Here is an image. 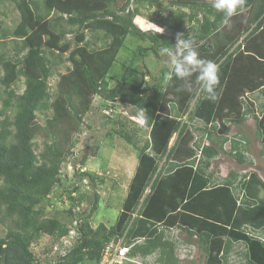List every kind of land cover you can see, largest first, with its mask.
<instances>
[{
	"label": "trees",
	"instance_id": "obj_1",
	"mask_svg": "<svg viewBox=\"0 0 264 264\" xmlns=\"http://www.w3.org/2000/svg\"><path fill=\"white\" fill-rule=\"evenodd\" d=\"M10 2L14 3L19 13V22L12 30L0 22V37L12 40L15 45L13 58L6 56L5 51L0 53V118L3 117L0 122V223L7 229L5 237L0 238V264H99L102 249L125 233L127 244L140 241L132 248V257L145 259L158 253V263L179 264L175 245L165 239V228L169 225L165 219L168 213L166 207L172 208V201L165 203L163 209L157 208L155 190L163 176L187 179L184 191L174 196L178 202L175 201V206H183L178 216H184V228L189 236H197V246L205 255L206 264H214L220 252L222 264H229L235 241L246 244L248 252L242 253V256L247 264H264V220L254 213L258 209L264 211V198H260L258 191L260 187L264 189V180L256 172L240 175L231 171L226 179L214 185V174L209 171L211 163L226 152L227 143L231 147L228 154L239 166L251 162L247 156L250 139L243 134L231 139L228 134L233 125L242 126L250 115L256 114V103L249 96L264 99V0H246L245 12L233 17L227 25L223 23L221 14L211 8L209 0L171 1V12L167 8L162 9L163 13L169 14V19L160 14L155 20L167 29L164 34L143 31L135 24L141 7L131 9L132 0ZM138 2L147 4L148 8L162 6L159 0ZM88 32L92 33V39L88 38ZM230 32L232 38L227 44L231 42V45L215 51V40ZM129 37L148 43L147 48L140 47L137 53L134 51L135 61H139L143 54H152L161 61V47L175 46L179 38H191L197 51L218 65L216 99L210 101L206 98L205 102H200L202 96L198 97L194 111L188 117L192 122L205 124L196 129L199 138L194 142L195 147L192 146L200 153L199 157H194L195 149L186 154L184 146L189 145V122L182 121L197 92L182 90V82L174 76L165 81L164 76L170 71V66H163L158 80L147 70L145 76L150 75V81L143 76L139 83L136 82L137 78L128 80L122 77L115 86L110 85L108 77L120 50L126 48ZM96 40L102 41L103 46L96 48L93 44ZM240 58L246 61L247 69L263 65V73L245 77L242 90L239 89L240 85H235L236 81H233V85L230 83ZM65 63L71 67L66 74H60L56 99L51 101L48 82L53 70ZM252 72L253 69L250 70ZM21 78H24L25 89L19 95L15 85ZM95 97L133 107L143 113V126L149 131L150 141L138 148L135 136L125 128L126 124L120 120L112 121L115 125L112 133L134 148L139 165L134 184L114 224L107 227L99 223L94 228L91 220L98 213L101 203L97 192L87 199L92 200V207L85 215L78 213L76 206L83 203L86 197L81 194L78 197L69 196L72 205L65 210L67 220L58 218V213L54 217H47L44 204L46 207L49 205L47 201L54 190H64L68 195L61 168L74 158L77 136ZM237 100L243 107V113L239 118L232 115V119H223V127L219 128L216 125L218 111L221 113L223 107ZM44 110H54V120L43 127L37 123V113ZM260 121L256 125L259 139L264 138V117ZM176 134L174 148L169 149L171 138ZM39 136L44 140L42 151L38 154L39 145L35 141ZM95 148L99 150L100 146L97 144ZM163 157L168 158L169 163L159 170ZM86 160V157L82 158V166ZM181 160L186 161L179 162ZM76 174L80 179L92 182L95 187L99 184V178L88 171L80 170ZM141 176L149 181L154 179L152 189L155 196L153 202L149 203V195L148 201L139 209L140 187L135 183ZM224 188L236 201L239 213L242 212L241 217L237 215L239 222L233 215L230 222L221 220L223 207L215 206V201L220 198L217 192ZM233 189L241 190L249 198L241 202L233 195ZM76 192H79L78 186L69 190L72 195ZM202 194L206 196L205 201L210 202L206 205L207 211L203 213L196 206L188 208L193 204V199ZM153 211H158L160 217H155ZM174 217L177 215L171 216ZM190 218L198 222L193 223ZM74 221L77 228L69 227ZM158 221L165 224L158 227ZM244 225L260 229L262 236L254 237L242 231ZM72 230L75 231L74 238H78L76 244L58 256L56 261L49 258L43 261L31 250L40 235L60 239L69 237ZM223 234L227 236L225 242L221 241ZM221 243L224 245L221 246Z\"/></svg>",
	"mask_w": 264,
	"mask_h": 264
},
{
	"label": "rangeland",
	"instance_id": "obj_2",
	"mask_svg": "<svg viewBox=\"0 0 264 264\" xmlns=\"http://www.w3.org/2000/svg\"><path fill=\"white\" fill-rule=\"evenodd\" d=\"M159 1L161 2L162 6L148 8L147 4L142 5L138 2V0H132L130 7L131 9L141 7L140 15L135 18V24L141 30L146 32H155L158 34L167 33V29L165 30L164 28H162V26L157 24L155 20L158 19L160 14H163L164 18L167 17L166 19H169V14L167 12L163 13L162 9L167 8V11L171 12L172 7L169 4L171 3V1L176 0ZM0 22L3 23V26L5 28L11 30L14 29L19 22V13L15 8L14 3L10 2V0L0 1ZM241 24L242 23H240L239 26H241ZM224 34L220 35V37L215 40V51H221L223 50V48H227L231 45V42L229 44L227 43L232 38L230 37L232 36V33L230 32L228 35ZM87 35L89 39H92V33L88 32ZM219 40L220 42H218ZM93 44L96 48H100L104 43L102 41L96 40V42H94ZM147 44L148 43L143 42L137 38H127L125 43L126 48L120 50L113 65V71L110 73V78L108 77V81L112 87L115 86L122 77L127 78L128 80L137 78L136 82L139 83L141 82L140 79L143 76L146 81H150V75L145 76L147 70L151 71L153 74L152 76H155V78L158 80V78L160 77V71L163 69V66L166 65V57H162L161 61L159 59H155L152 54H143L139 61H135L133 57L134 51L137 53L140 47L147 48ZM14 47L15 45L13 44L12 40H5L0 37V53L2 51H5L6 56L13 58L15 55V51L13 50ZM235 48L236 47H234L233 50ZM199 54L201 58L209 60L201 53ZM245 64H247L245 60H241V58L238 60L237 67L235 70H233L232 73V75L234 76L230 81L231 85H233V81H236L235 85H240V90H242V86L245 85V77H255V73H257V75L261 74V72L263 73V65H259V67L257 68L251 67L253 69V72L250 73V70L252 69H247ZM70 67L71 65L69 63H65L53 70V75L48 82L50 85L49 92L51 94V101H54L56 99V93L58 91L61 80L60 74H66L68 68ZM15 89L19 93V95L24 92V78H21L18 81V83L15 85ZM198 96L199 98L200 96H202L200 102H205L206 97L204 92L202 94V92L199 91L195 95V98ZM195 98L188 107L187 116L191 115V111H194V107L197 101V99L195 100ZM249 99L255 101L256 103V114L250 115L242 126L233 125L231 132L228 134V137L234 139L237 136L243 134L246 135L248 139H250L247 156L251 162L246 164L245 166H239L238 163L233 160V157L228 154L231 147L230 143H227L225 145L226 152L222 153L223 155L220 158L214 160V162L211 163L209 167V171L213 172L214 174V185H218L220 181L224 180L223 178L229 175L231 171H236L240 173V175H244L248 172L250 174L256 172L259 177L261 176L264 180V138L262 137L259 139L256 136V125L261 123L260 120L264 117V115H261L264 112V106L260 107L261 104H264V99L259 100L258 97L253 96H249ZM242 113L243 107H241L239 100H237L236 103L230 106L223 107L221 113L218 111L216 125L219 128H222L223 119H232V115L233 117L235 115V117L239 118ZM53 114L54 110H44L42 112H38L37 123L40 126L44 127L49 121L54 120ZM257 116L262 118L260 119ZM108 117L111 119V121H109ZM171 118L172 120H174L173 114H171ZM256 118L258 119V121H256ZM2 119L3 117L0 118V122L2 121ZM115 120H120L126 124L125 128H128L129 131L132 132V135L135 136V142L138 145V148H142L145 145L146 141H150L149 131L143 126V113H141L136 108L122 105L118 102H106L100 97H95L93 99L90 112L84 118L83 128L81 129L79 136H77L78 144L74 149V158L69 159V161L63 164L61 168V176L64 180L66 188H68V191H66L68 195L64 193V190L53 191L47 201L49 205H47L46 207L44 204V208H46L45 215L47 217H54V215L58 213V218L67 220V215L64 213L65 210H67L68 207L72 205L69 196L78 197L79 194L86 197V199L83 201V203L81 202L82 204L80 203L79 206H76V210L78 213L85 215L90 211L92 207V200L87 199L92 198L94 193L97 192L101 197V203L99 206L100 209L95 215L94 219L91 220V225L95 228L99 225V223H104L107 227H110L112 224H114L117 216L120 214L124 207L127 194L128 192L130 193L131 186L134 184L133 180L137 174V168L139 165L138 156L136 154L137 152L134 150V148L112 133V130L115 126L112 121ZM182 121L189 122L187 125V133L188 135H190V139L188 141L189 145L186 144L184 146L186 147V154L188 155L191 152V149H195L193 148L195 147L194 142H197L199 138V134L196 129L205 126V124L203 125L200 121L192 122L189 120V118H185V115L182 118ZM108 133L110 134V136ZM174 139H176L175 135L171 138L168 147L169 149L174 148ZM43 140L44 139L40 136L36 138L35 142H37L39 145V150H37L38 154L42 151ZM97 144L100 146L99 150H96L95 148ZM195 150L194 157H198L199 152H196ZM84 157H86L87 160L86 164L82 166L80 161ZM167 161L168 158L163 157V161L159 163V170L164 168L165 165L169 163V161ZM191 169L190 173H192ZM80 170L88 171L89 173L95 175V177L99 178L98 186L95 187V185H93V183L87 179H80L76 174V172ZM153 180L154 179L149 181L148 179H145L141 176L135 183L136 186L140 187L139 193L141 195V199L139 200V209L143 206L145 201H148L147 197L149 195H151V200H149V203L155 196L152 189ZM239 181L240 179H238V182ZM238 182H236L235 184H239ZM186 184L187 179L179 180L178 176L170 178H164V176L161 177L155 190L156 198H158L157 208L163 209V205H166L165 203L170 201H172L171 207L173 208L175 206V201L177 202L174 196H176L178 193L181 194V192L184 191ZM74 186H78L79 192H76L73 195L72 193L69 194V190L73 189ZM217 193L220 195V198L215 201V206L220 209L223 207L220 212L221 220L224 222H230L234 216V218L239 222L240 218L237 215H240L241 217L242 212L239 213V208H236V201L230 197V192L224 188ZM232 193L237 199L239 198L241 202L246 200V197H248L246 193L242 194V191L239 189H233ZM202 197L203 201L201 200ZM205 197L206 196L202 194V196L194 198L193 204H190L188 208H193L194 206H196V209H200L203 213L206 212V205L210 204V202H206ZM260 198H264V189H262L261 187ZM198 202L201 203L199 204ZM51 205H53L55 208H52ZM166 208L168 209V207ZM260 209L262 210V208ZM153 213L155 217H160L158 211H153ZM254 213L259 217V219L261 218L264 220L263 210L261 212L258 209L255 210ZM209 216L213 217L212 215ZM0 219H2V216H0ZM215 219L218 221L220 220L219 218ZM189 220L193 223L198 222L193 218H190ZM75 221L72 225H69V227L75 226ZM164 224L165 223L158 221L156 225L159 227ZM180 224L181 225L177 226L168 225L169 228H165L167 229V231L165 232V239L171 241L175 245L176 255L180 262L179 264H206V257L201 249L197 246V236H189V234L185 230V225H183L182 223ZM75 227L77 228V226ZM194 229L197 230L198 227ZM255 229L256 228H254V226L252 225H244V227L241 228L242 231L247 232V234H251L254 237L262 236V232H260V229ZM6 233V227L0 223V238L5 237ZM226 237L227 236L223 234V237H221V241L225 242V240L227 239ZM69 239L70 237L54 239L47 235H40L32 244L31 250H33V252L37 256H41L40 259H43V261L47 258L51 259L52 261H56L58 259V256H62L76 244L78 238L76 237L72 240ZM189 242H192V244H189ZM222 245L224 244L221 243V246ZM245 252H248L246 244L243 245L235 241V244L233 245V251L230 255L229 264H247L244 256H242V253L244 254ZM214 255L216 256V253ZM221 256L222 252L217 255L214 264H222V261L220 260ZM157 259L158 253H154L153 255L145 259L141 257L138 258L137 264H161L160 262H157Z\"/></svg>",
	"mask_w": 264,
	"mask_h": 264
},
{
	"label": "clouds",
	"instance_id": "obj_3",
	"mask_svg": "<svg viewBox=\"0 0 264 264\" xmlns=\"http://www.w3.org/2000/svg\"><path fill=\"white\" fill-rule=\"evenodd\" d=\"M209 4L212 9L221 14L225 25L233 17L243 14L246 10V0H209ZM159 55L166 57L165 64L166 66H170V71L165 73V81L170 80L174 76L182 82V90L189 93L203 91L208 100L214 101L216 99L217 88L219 86V67L214 61L200 57L191 38H179L175 46L161 47ZM188 117L186 113L185 118ZM175 136L176 139L174 140L176 141L177 134ZM199 156L200 153L198 154ZM227 177L228 175L223 179ZM130 253L131 250L129 256L132 257ZM135 257L140 258L139 256Z\"/></svg>",
	"mask_w": 264,
	"mask_h": 264
},
{
	"label": "built area",
	"instance_id": "obj_4",
	"mask_svg": "<svg viewBox=\"0 0 264 264\" xmlns=\"http://www.w3.org/2000/svg\"><path fill=\"white\" fill-rule=\"evenodd\" d=\"M208 145L209 143L206 142ZM75 236V231L70 232V239L72 240ZM68 237V238H69ZM127 234L125 233L118 239L110 241L101 251V259L99 264H137V257H130L129 252L132 250L136 243L140 241L132 242L127 244ZM65 254V253H64Z\"/></svg>",
	"mask_w": 264,
	"mask_h": 264
},
{
	"label": "crops",
	"instance_id": "obj_5",
	"mask_svg": "<svg viewBox=\"0 0 264 264\" xmlns=\"http://www.w3.org/2000/svg\"><path fill=\"white\" fill-rule=\"evenodd\" d=\"M187 160V159H186ZM186 160H181V161H179V162H185ZM261 177V176H260ZM261 179L263 180V178L261 177ZM258 191H259V193H260V188H258ZM174 207H176V209H172V208H168V213H167V216H166V218L165 219H167V221H168V223H169V225H175V226H177V225H181L180 223H182L183 225H184V220H185V218H184V216H178V213H179V210L180 209H182L183 208V206L182 205H177V206H174ZM173 215H177V217H174V218H171V216H173ZM195 217H197V216H195ZM171 226V227H172ZM168 227V226H167ZM169 228V227H168Z\"/></svg>",
	"mask_w": 264,
	"mask_h": 264
},
{
	"label": "bare ground",
	"instance_id": "obj_6",
	"mask_svg": "<svg viewBox=\"0 0 264 264\" xmlns=\"http://www.w3.org/2000/svg\"><path fill=\"white\" fill-rule=\"evenodd\" d=\"M11 219V218H10ZM14 224V223H13ZM132 255V254H131Z\"/></svg>",
	"mask_w": 264,
	"mask_h": 264
}]
</instances>
